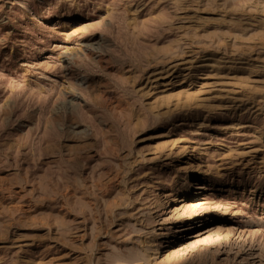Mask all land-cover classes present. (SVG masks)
<instances>
[{
  "label": "rangeland",
  "instance_id": "1",
  "mask_svg": "<svg viewBox=\"0 0 264 264\" xmlns=\"http://www.w3.org/2000/svg\"><path fill=\"white\" fill-rule=\"evenodd\" d=\"M0 264H264V0H0Z\"/></svg>",
  "mask_w": 264,
  "mask_h": 264
}]
</instances>
